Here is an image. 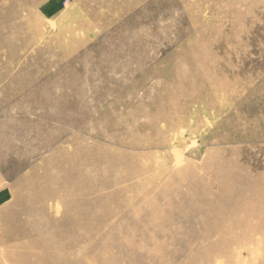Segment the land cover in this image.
Returning <instances> with one entry per match:
<instances>
[{"label":"rangeland","instance_id":"obj_1","mask_svg":"<svg viewBox=\"0 0 264 264\" xmlns=\"http://www.w3.org/2000/svg\"><path fill=\"white\" fill-rule=\"evenodd\" d=\"M0 264H264V0H0Z\"/></svg>","mask_w":264,"mask_h":264},{"label":"crops","instance_id":"obj_2","mask_svg":"<svg viewBox=\"0 0 264 264\" xmlns=\"http://www.w3.org/2000/svg\"><path fill=\"white\" fill-rule=\"evenodd\" d=\"M49 7H50V5H49Z\"/></svg>","mask_w":264,"mask_h":264}]
</instances>
